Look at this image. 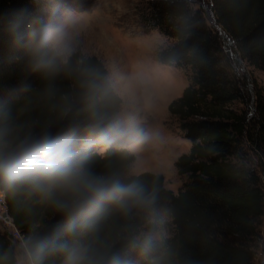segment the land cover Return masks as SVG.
<instances>
[{
	"label": "clouds",
	"instance_id": "1",
	"mask_svg": "<svg viewBox=\"0 0 264 264\" xmlns=\"http://www.w3.org/2000/svg\"><path fill=\"white\" fill-rule=\"evenodd\" d=\"M26 2L0 3V201L30 212L0 264H197L180 210L142 170L167 45L126 67L95 61L71 0Z\"/></svg>",
	"mask_w": 264,
	"mask_h": 264
},
{
	"label": "trees",
	"instance_id": "2",
	"mask_svg": "<svg viewBox=\"0 0 264 264\" xmlns=\"http://www.w3.org/2000/svg\"><path fill=\"white\" fill-rule=\"evenodd\" d=\"M193 2L152 0L147 18L171 41L157 58L191 72L189 84L167 107L190 144L174 163L185 184L173 194L161 175L143 174L155 179L162 195L180 210V238L197 264H253L264 206L256 170L261 164L264 168V84L250 86L246 94L234 62L264 72V0H209L211 25L203 7L193 8ZM11 6L28 4L13 0ZM6 55L7 48L0 46V60ZM5 202L23 233L30 212L7 196ZM10 244L1 230L0 249Z\"/></svg>",
	"mask_w": 264,
	"mask_h": 264
},
{
	"label": "rangeland",
	"instance_id": "3",
	"mask_svg": "<svg viewBox=\"0 0 264 264\" xmlns=\"http://www.w3.org/2000/svg\"><path fill=\"white\" fill-rule=\"evenodd\" d=\"M152 0H71L72 8L81 16L83 23L82 39L85 46L98 61L111 58L120 67H126L137 59L150 54L157 42L171 41L163 37L147 23ZM192 7H203L207 15L206 2L193 0ZM213 24L212 16H208ZM102 39L107 43L104 44ZM164 48V49H165ZM156 53V57H157ZM169 66V65H168ZM172 71L162 74L154 84L158 95V106L148 118V126L159 134V139L146 146L141 154L143 172L159 174L164 179V186L177 194L185 184V178L177 174L174 165L176 159L189 151L190 144L183 137L177 120L170 116L168 104L178 98L189 84V69L169 66ZM236 75L246 84L244 91L249 94L250 86L264 84V72L248 66L245 62H234ZM260 165L259 159L252 158ZM262 178L264 193V168H256ZM264 205V204H263ZM3 230L0 228V231ZM4 231V230H3ZM11 243L13 242L10 238ZM253 264H264V206L260 218L259 237L254 246Z\"/></svg>",
	"mask_w": 264,
	"mask_h": 264
},
{
	"label": "built area",
	"instance_id": "4",
	"mask_svg": "<svg viewBox=\"0 0 264 264\" xmlns=\"http://www.w3.org/2000/svg\"><path fill=\"white\" fill-rule=\"evenodd\" d=\"M0 227L9 235V237L14 240V238L19 235V232L7 212L5 198L0 201Z\"/></svg>",
	"mask_w": 264,
	"mask_h": 264
},
{
	"label": "bare ground",
	"instance_id": "5",
	"mask_svg": "<svg viewBox=\"0 0 264 264\" xmlns=\"http://www.w3.org/2000/svg\"><path fill=\"white\" fill-rule=\"evenodd\" d=\"M102 41L104 42V44L106 43L103 39H102ZM107 44V43H106Z\"/></svg>",
	"mask_w": 264,
	"mask_h": 264
}]
</instances>
